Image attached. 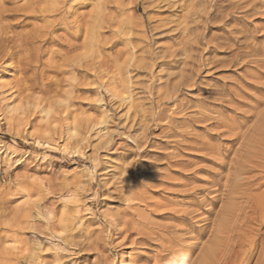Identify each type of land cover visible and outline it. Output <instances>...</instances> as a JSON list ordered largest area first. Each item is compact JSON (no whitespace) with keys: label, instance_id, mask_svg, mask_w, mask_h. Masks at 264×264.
Here are the masks:
<instances>
[{"label":"rangeland","instance_id":"obj_1","mask_svg":"<svg viewBox=\"0 0 264 264\" xmlns=\"http://www.w3.org/2000/svg\"><path fill=\"white\" fill-rule=\"evenodd\" d=\"M46 5L8 30L41 36L0 57V264H155L161 239L207 222L180 242L200 255L225 199L216 182L264 115V0ZM262 163L241 175L246 218Z\"/></svg>","mask_w":264,"mask_h":264},{"label":"bare ground","instance_id":"obj_2","mask_svg":"<svg viewBox=\"0 0 264 264\" xmlns=\"http://www.w3.org/2000/svg\"><path fill=\"white\" fill-rule=\"evenodd\" d=\"M47 2H46V0H26V3L23 4V6H20L19 8L17 6V8H13L11 10L3 9V7L0 6V57H1V59L4 57H7V55L9 58H11V57L13 58V56L16 55L17 53H20L21 51L26 50L24 48H25V46H27V44L29 42H31V41L33 42L34 39H36L38 36H41V34L40 35L36 34L39 31L33 32V35H30V33L29 34H20V33L19 34H12L8 30L12 29L14 27L20 26L25 21V19L33 18L34 12L41 13L39 15H42V12H46L47 9L49 8L46 5ZM43 5H44V7H42ZM18 12H22L23 14H22V18L20 20H18L16 23L15 22L8 23L9 21L6 23L4 21L5 19H8V20L13 19L14 20V18H17V16H18L17 15ZM30 14H32V15H30ZM33 31H35V30H33ZM40 40H42V39H40ZM37 42H38V39H37ZM7 46H9V48ZM6 47H7V49L11 50V52L9 54L5 53ZM243 49H244V47H243ZM257 51L255 49L253 51H250L247 54L245 53L244 55H246V57H248L252 53H254V54H255V52L257 53ZM25 52H27V51H25ZM23 55H24V53H23ZM250 56H253V54ZM263 56H264V51H263ZM263 56H262V58H263ZM259 63H260L259 65L264 66V59H261L259 61ZM120 101L124 102V101H128V99L121 98ZM259 116H261V117H259ZM259 116L257 117L256 122L254 121V123L252 125L253 126V132H254L253 135L250 134V136H242L241 137L240 142L238 144L239 145L238 149L235 150L234 158L230 160V162H232L231 163V170L228 168L229 169L228 174H227L226 178L223 180L224 181L223 184L216 182V186L218 187V189L220 188L221 185L223 186L222 188H224L223 189L224 193L221 196H223V198L225 197V199L220 200L221 204H222L220 207V210L215 215L214 219H212V221H211L212 226L210 228V237H212V239L209 238L211 240H209L208 243L206 244V246H204L201 249V254L195 256L192 259L191 257L193 255L192 254L193 249L190 248L189 246L188 247L182 246V244H180V242L183 240L185 235L192 233L196 230L200 233V235L203 236L207 232L208 223L206 222L205 225H203L202 227H198V228L196 226H193L192 224L187 223L186 225H184L183 228L179 229L176 233L174 232L172 234H169L167 238L161 239V241H160L161 245L159 246L161 255L158 256V261H156L155 264H159V263L167 264V260H170V262H168L169 264H242L243 263V257H246V256H244L245 251L247 250V249L245 250V246L252 248V247L256 246L255 243L258 242V240H261V248L258 249L259 252H258V256L256 258L255 264H264V231H261V228L264 227L263 226L264 225V197L259 195L260 197L255 198L252 201L251 200L252 198H249L252 195L247 196L246 199L249 198V200H251V202L249 201L250 202L249 206H246L248 208V213H247V211L245 213L249 214V216L246 218V216H244L246 214L242 215L245 217V218H243L242 221H241V219H242L241 214L243 213L242 207H240L234 203L235 199L238 198L236 196L243 197L244 195H247L246 191L248 189H245L244 188L245 186L243 187V192H241V193L239 192L241 186L243 185L241 183V180H242L241 175L246 174L247 171H250V169L253 167V165L260 163V161L262 163L264 160V115L262 116V113H261V115H259ZM258 118H260L261 120L259 121ZM258 121H259V124H258ZM247 133H249V132H246L245 134H247ZM66 135H67V138H69V139L76 138L77 137V131L74 128L69 127L66 131ZM230 162H228V164H230ZM262 165H263V163H262ZM256 166H258V165H256ZM219 167L222 169L224 168V166H219ZM263 167H264V165H263ZM256 178H257V176H256ZM256 178H255V180H256ZM258 179H260V178H258ZM249 181H250V179H249ZM251 182H253V180ZM261 183H262V180H261ZM254 184L255 183H252V185H254ZM257 184L260 185V183H257ZM250 189L254 190L255 188H250ZM257 189H259V188H257ZM253 190H252V192H253ZM247 192L250 193L249 191H247ZM259 194H261V193H259ZM253 196L255 197L254 194H253ZM210 199H213V197H210ZM215 202H216V200L212 201V200L206 199V201H204V202H197L196 205L198 207L207 206V205L213 206ZM238 204H239V202H238ZM245 205H248V204H245ZM206 212H208V211H206ZM189 213H190V211H189ZM192 214L193 213H190V215H192ZM183 219L185 221H187V218H183ZM249 222H253L254 224H252V225L256 226V229H250V232H249V229L247 228L248 233H251V235L246 233V236L249 235V237H246L244 235L245 231H246V230L244 231V229H245L244 227L249 226L246 224ZM249 228H250V226H249ZM251 228H252V226H251ZM233 237L237 238V242H236V244H234L235 248L233 247L234 251H233V253L231 252L232 254L230 253L231 254L230 256L228 255L229 257L228 256L225 257L223 252L228 251V248H226L227 244H228V242L229 243L231 242L230 241L231 239H234ZM162 242H164L165 244L164 243L162 244ZM233 242H235V241H233ZM258 244H259V242H258ZM257 247H258V245H257ZM225 248H226V250H225ZM180 250L181 251L184 250L185 254L184 255L179 254L180 256H178V253H179L178 251H180ZM250 250L248 249V251H250ZM253 250H255V249H253ZM229 251H230V249H229ZM175 253H177V254H175ZM248 253L250 254V252H248ZM175 255H177V256H175ZM251 256L248 255L247 257H250L249 259H251ZM170 257H171V259H170ZM249 259H248V261H249Z\"/></svg>","mask_w":264,"mask_h":264}]
</instances>
